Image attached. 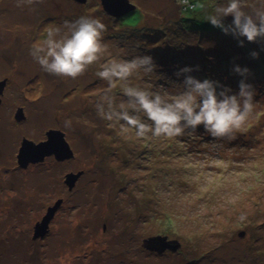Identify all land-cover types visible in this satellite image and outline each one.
I'll return each mask as SVG.
<instances>
[{"label": "rangeland", "instance_id": "1", "mask_svg": "<svg viewBox=\"0 0 264 264\" xmlns=\"http://www.w3.org/2000/svg\"><path fill=\"white\" fill-rule=\"evenodd\" d=\"M100 1L17 7L0 0V264H264V40L237 38L208 21L227 0H190L189 11L177 0H130L136 8L119 18ZM258 6L245 0L246 11ZM84 16L106 26L100 61L75 80L43 71L31 48L49 29L67 32L65 21ZM136 55L153 57L157 68L130 84L169 95L187 75L218 81L230 94L245 80L255 90L245 126L233 139H214L202 125L182 137L145 139L102 119L95 105L108 83L96 73ZM185 67L193 71L177 76ZM112 94L126 100L120 82ZM20 107L26 117L17 121ZM50 129L63 131L74 156L37 155L21 165L24 138L38 143ZM80 171L70 187L67 174ZM59 201L47 231L37 233ZM154 236L172 242H146Z\"/></svg>", "mask_w": 264, "mask_h": 264}, {"label": "clouds", "instance_id": "2", "mask_svg": "<svg viewBox=\"0 0 264 264\" xmlns=\"http://www.w3.org/2000/svg\"><path fill=\"white\" fill-rule=\"evenodd\" d=\"M259 6L251 12L245 10V0H227L226 4L217 5L208 16V21L226 34L237 38L246 37L249 42L264 40V0H258ZM44 3V0H16L17 7ZM178 5H191L190 0H177ZM233 17L231 24L224 19ZM61 28L49 29L47 38L34 45L30 55L50 75L71 78L82 76L93 64H97L106 52L103 35L107 31L104 23L90 16L80 17L75 22L65 21ZM243 46V41H241ZM258 58L257 52H252ZM157 65L149 55H136L131 60H111L103 65L96 75L107 81L108 89L96 102L97 114L104 120L120 123V130H135L137 138L173 139L197 132L202 125L205 133L214 139H233V134L240 131L253 111L255 90L245 80L239 83V92L220 85L218 81H203L187 75L183 84H178L181 91L169 95L163 90L132 86L130 79L139 74L151 76ZM185 67L177 76L191 73ZM234 71L246 77L249 69L236 66ZM117 82L122 85L126 100L117 103L112 89ZM218 88L222 89L218 91ZM65 127H71V121H65ZM241 219H244L241 216Z\"/></svg>", "mask_w": 264, "mask_h": 264}, {"label": "water", "instance_id": "3", "mask_svg": "<svg viewBox=\"0 0 264 264\" xmlns=\"http://www.w3.org/2000/svg\"><path fill=\"white\" fill-rule=\"evenodd\" d=\"M79 3H86L87 0H76ZM101 4L104 8V10L113 16L120 17L125 15L126 13L134 10L136 8V5L132 3L130 0H101ZM6 86V80L0 81V93L3 91V89ZM26 117L24 109L20 107L16 113L15 118L17 121H21ZM47 138L40 142H34L33 140H30L28 138H24L22 146L20 148L19 153V161L21 165L26 166L27 163L32 159L34 160V156L40 155L41 158H45V156L55 154L57 158H71L74 156V151L69 145V143L65 140V136L63 131L58 129H50L46 132ZM61 148L63 151L62 153H59V149ZM27 156L29 160L24 161L23 157ZM29 156V157H28ZM82 174V171L74 173L70 172L67 174V182L70 184V187H73L76 183V180L78 177ZM60 205V201L57 202L54 206L50 207L48 210V213L45 215L43 220L39 222L36 226L37 233H45L47 231L49 222L54 215L55 210ZM241 233V235H243ZM149 241H155L158 245H160V241L166 242H172V240H168L167 236H154L146 239V242ZM162 246H164L163 243H161ZM174 248H178L179 244L173 245ZM159 249V247L157 246Z\"/></svg>", "mask_w": 264, "mask_h": 264}, {"label": "trees", "instance_id": "4", "mask_svg": "<svg viewBox=\"0 0 264 264\" xmlns=\"http://www.w3.org/2000/svg\"><path fill=\"white\" fill-rule=\"evenodd\" d=\"M191 5H194L195 7L186 6V7H185V9H187L186 11H189V10H195L196 5L193 4V3H192ZM184 19H186V18H184ZM182 22H184V21H182ZM185 22H189V23H185ZM185 22H184V23H185L184 26H186V27H190V26H192V24H194V23H193V20H192L191 18H190V19L187 18ZM123 25H125V24H123ZM136 25H137V24H136ZM136 25H135V26H136ZM126 26L132 27V25H126ZM135 26H133V27H135ZM192 27H193V26H192Z\"/></svg>", "mask_w": 264, "mask_h": 264}, {"label": "flooded vegetation", "instance_id": "5", "mask_svg": "<svg viewBox=\"0 0 264 264\" xmlns=\"http://www.w3.org/2000/svg\"><path fill=\"white\" fill-rule=\"evenodd\" d=\"M101 2V1H100ZM121 17V16H120ZM119 18V17H118ZM6 87V86H5ZM5 89V88H4ZM4 89H3V91L1 92V93H3L4 92ZM5 103V101H3V98H2V94L0 95V104L1 103ZM23 108V107H22ZM7 134H5V136H6ZM4 137V136H3ZM46 138H47V135H46ZM46 138H44V139H41L40 141H43V140H45ZM4 139V138H3ZM39 141V142H40ZM1 142V141H0ZM2 143H4V141L2 140ZM1 144V143H0ZM3 147H4V145H3ZM7 147V145L5 144V148Z\"/></svg>", "mask_w": 264, "mask_h": 264}]
</instances>
